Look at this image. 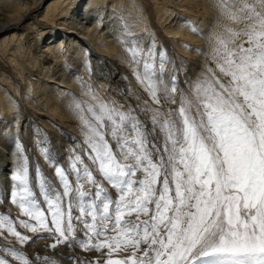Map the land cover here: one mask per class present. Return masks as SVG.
Segmentation results:
<instances>
[{
	"label": "snow or ice",
	"instance_id": "1",
	"mask_svg": "<svg viewBox=\"0 0 264 264\" xmlns=\"http://www.w3.org/2000/svg\"><path fill=\"white\" fill-rule=\"evenodd\" d=\"M257 3L264 7V0ZM231 35L243 42L229 47L217 38L214 64L193 86L195 103L183 92L177 97L174 76L171 86L164 83L162 58L157 71L148 62L150 48H133V61L144 60L143 74L135 75L151 100L177 107L140 109V115L103 102L86 108L76 103L85 154L117 198L88 165L77 167L83 164L80 155L71 164L75 187L65 169L56 167L62 191L38 180L35 192L21 152L10 174L16 182L11 200L28 218L19 226L54 235L53 249L79 230L85 249L106 247L109 256L122 247L134 250L105 264H264V18ZM82 178L93 187L84 190ZM0 229L19 245L30 240L7 217L0 218ZM0 237L7 241L4 231ZM16 261L30 264L5 244L0 264Z\"/></svg>",
	"mask_w": 264,
	"mask_h": 264
},
{
	"label": "bare ground",
	"instance_id": "2",
	"mask_svg": "<svg viewBox=\"0 0 264 264\" xmlns=\"http://www.w3.org/2000/svg\"><path fill=\"white\" fill-rule=\"evenodd\" d=\"M226 1L0 0V62L10 69L9 74L0 72V200L4 197L10 207H16L18 214L21 212L18 203H13L10 197L16 183L10 174L18 167L19 153L28 162L30 181L35 183L38 179L39 169L27 134L43 143L36 144L39 148L35 149L43 156L48 142L41 138L37 124L56 136L61 126L72 131L75 124H80L70 121L73 116L69 108L73 111L83 95L89 101L87 107L101 102L114 106L111 84L119 83L114 76L126 78L125 67L143 74V56L140 64L135 63L131 57L133 48L138 51L150 48L153 55L148 62L159 71L162 58L164 71L170 59L162 38L154 30L151 12L172 44L190 56L194 51L199 52V44L207 45L201 42L203 35L206 40L224 39V31H214L209 17L218 25L232 22L233 16L224 13ZM111 64L113 72L109 73ZM25 65L36 73L37 81L25 78L18 70ZM170 76L165 72V84H169ZM30 115L35 117L33 125L24 123ZM64 141L65 137L61 138L56 146L66 147L68 153L71 147ZM60 166L59 162L57 167ZM0 231L7 238L13 237L3 229ZM47 234L45 246H25L30 264H105L107 261L82 257L75 239L53 249L55 236ZM5 244L10 243L0 237V249Z\"/></svg>",
	"mask_w": 264,
	"mask_h": 264
},
{
	"label": "rangeland",
	"instance_id": "3",
	"mask_svg": "<svg viewBox=\"0 0 264 264\" xmlns=\"http://www.w3.org/2000/svg\"><path fill=\"white\" fill-rule=\"evenodd\" d=\"M226 5L227 6L225 7L224 13L231 14L233 16L232 22L224 23L226 25H222L223 22H221L219 23L221 25L220 26L216 23H213L212 17L209 18H210V22L213 24L214 27L213 30L217 32L223 30L224 31L223 34L225 35L224 36L225 41L228 42L229 47H233L234 42L242 43L243 40H241L240 36L233 37L231 34L246 32L250 28V26L254 25L259 19L264 18V7H262L259 3H257V0H227ZM214 12H216L215 14H218L217 13L218 9L215 10ZM257 12L259 13V16H257ZM153 15L154 13L151 12V17L153 19L152 25L154 26V30L158 33V37L162 38V42L164 43V46L168 51V56L170 59V61L168 62V66H165L164 68V73L166 72V74L168 73L169 75H171L170 78L173 76L175 77L176 87L178 89V93H177L178 98H179V93L183 92L185 96H189L191 99H193L195 103L193 86L196 82L205 79V77L207 76V69L213 66L214 61H212V51L213 48L216 46L217 39H210L211 41L206 40L205 35H203L202 37L204 38L201 42L203 43L207 42V45L199 44L198 46L200 47L199 52H195L194 49L191 48L190 51H194V53H192L193 55L191 54L189 56L188 54L182 53L180 50H178V47L172 44L171 40L167 37V35L164 34L162 29L160 28L155 15L154 16ZM8 66L9 65H5V66L2 65L0 62V72L4 71L6 74H9L10 69ZM51 67H53V64L49 66L50 69ZM167 67L168 69L170 68L169 71L167 70ZM108 69H109L108 72L112 73L113 65L111 64L108 67ZM18 70H20L23 76L27 79H31L32 81H37L39 79L38 76H36V73L32 71V69L27 65H25L24 69L18 67ZM123 72L124 75H126V78L125 76H122V78H120L119 76L114 74L115 75L114 80L116 81L118 79L119 83L118 85H116L117 83L112 81L113 83L111 84V92H112L111 95L113 97V99L111 100L112 102H114V106H116L117 108L119 105L120 109L125 112L131 110L133 111V114L144 115L145 113L140 112V109L158 108L160 109L161 112H166L172 108L177 107V105H169L163 102L161 103V105H155L154 102L151 100L149 94L145 91V86L140 85L138 83L139 80L137 79V77L134 76L135 73L131 72L127 67H125ZM169 86L171 85L169 84ZM86 98L87 97L85 95L81 97L82 99L81 104L85 108L89 103V101L86 100ZM69 112H72L71 115L73 116L70 119V121H72L73 123H75L76 121L80 125L75 124V128L74 130L72 128V131L71 130L69 131V129L67 130V128L65 127L64 129L61 126V128H59V133H58L59 137L56 136L57 134L55 133L48 134L49 130H47L45 126L37 124V126L40 127L39 134L41 138H43L44 141L48 142V147L45 151L46 154L45 156H43L42 154H40V152L35 150L39 148L38 145L42 146L43 143L39 144L40 142L36 138H33L31 135L27 134V140L30 143L29 148L33 149V153H32L33 159L35 160V162H37L38 165L37 167L39 169L38 179H36L35 183L34 181H30V187H32L33 191L39 192L38 180H43L46 185H52L54 188H56L57 191H62V186L57 187L60 186L61 182L59 181V178L56 176L54 171V169L57 167V164L59 162L61 165L60 167L64 168L65 171L69 174V180L72 183L73 187H75L77 180L75 174L71 170V164L73 162L74 157L76 155H80L81 159L83 160V164L77 163V167L82 169L85 164L88 165L89 169L93 172L94 177L97 180L101 181L103 187L108 189L113 199L117 198L118 194L116 193V191L112 189L110 185H108L106 182L102 180L98 172H96L95 170L96 166L92 164V162L88 159V156L85 154L86 143H85V134L82 128L83 124L80 117L76 118L77 116L80 115L78 114L75 107L73 111L70 107ZM147 114L150 116V112ZM193 114L195 113L193 112ZM30 116L24 119L25 120L24 123L29 122V125L31 124L33 125L35 117L34 116L30 117ZM53 129L55 131V128ZM60 137L61 138L65 137L66 143L70 144L69 146V148L71 147V149L69 150L70 152L68 153L65 152L66 147L60 146L59 148L58 145L56 146V144L60 143V139H61ZM109 143L113 144V150L116 151L115 142L109 138ZM162 143H163L162 141L157 143V147H161ZM50 162H52V164ZM46 163L49 165H47ZM29 174L31 175V172H29ZM79 182L84 185V190L86 191L93 187L91 184L86 183L83 178ZM40 199L42 200L43 197H40ZM7 201L8 200L5 199L4 197L0 200V205H1L0 218L7 217L8 219H11L15 223L18 231H20L23 235H27L30 237L29 242L24 245H19V243L15 240L14 237L7 238V241L10 244L14 245L16 250L21 251L23 255L28 257V252L25 246L35 245V244H40L41 247L45 246L43 242L46 239H48L47 236L48 232L33 233L28 229L20 227L19 221L21 219L24 220L27 217H21L24 216L23 213L19 211L20 213L18 214V212L14 209L16 207L13 208L10 207V204H8ZM77 212H78V208L74 207L73 215H76ZM109 235H114V233H109ZM74 239L76 243H78L77 249L78 252L82 255V257L88 258L90 260L98 259L99 261L109 258V254H108L109 249L106 247L103 249H95V248L85 249L84 247H82L81 240L84 239V237L79 232V230L76 232ZM99 239H104V237H100ZM93 243H95V241H93ZM141 248H143V246H141ZM133 251L134 250L130 247L127 249H123L122 247L121 250L112 252L111 256H116V257L122 256V258L126 259L128 256L132 255ZM15 264H20V262L16 261Z\"/></svg>",
	"mask_w": 264,
	"mask_h": 264
}]
</instances>
